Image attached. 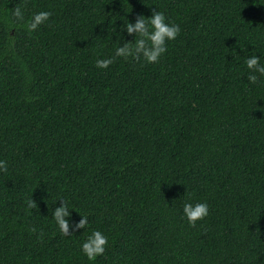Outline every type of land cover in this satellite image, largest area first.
Instances as JSON below:
<instances>
[{
	"label": "trees",
	"instance_id": "trees-1",
	"mask_svg": "<svg viewBox=\"0 0 264 264\" xmlns=\"http://www.w3.org/2000/svg\"><path fill=\"white\" fill-rule=\"evenodd\" d=\"M16 6L53 15L29 34ZM153 8L181 28L160 62L97 68L122 43L112 26ZM251 55L264 63V0H0V264H264ZM58 199L85 230L60 232ZM185 201L207 217L190 225ZM92 230L108 237L94 261Z\"/></svg>",
	"mask_w": 264,
	"mask_h": 264
},
{
	"label": "clouds",
	"instance_id": "clouds-1",
	"mask_svg": "<svg viewBox=\"0 0 264 264\" xmlns=\"http://www.w3.org/2000/svg\"><path fill=\"white\" fill-rule=\"evenodd\" d=\"M26 2L27 0H23L25 7ZM127 14L119 32L112 26L116 39L119 37L122 43L114 48L113 55L107 58H98L95 61L97 68L107 69L116 58L132 59L146 64H157L168 52L169 43L175 41L181 32L180 25L168 21L165 13L158 11L156 8H153L150 16L137 15L134 23L127 19ZM11 15L16 22L21 23L26 32L31 34L36 32L40 26L45 25L53 13L47 10L33 12L30 19L26 20L23 8L16 6L11 9ZM125 32L128 36H133L132 41L125 39L124 35H122ZM244 63L248 70V81L252 84L262 82V78H264V63H261L260 56L251 55L244 60ZM5 169L6 161L0 160V171ZM58 201L60 204L52 209L51 217L63 235L70 236L72 235L71 233L81 229L85 230L88 227L89 220L87 215H79V221L70 224L69 220L73 211L71 206L64 199H58L55 205ZM28 206L30 208L35 207V201H29ZM182 210L184 217L192 226L207 217L209 212L206 202L193 203L185 201ZM107 244L108 237L103 232L92 230L91 234L81 243L80 248L88 260L94 261L97 257L103 255Z\"/></svg>",
	"mask_w": 264,
	"mask_h": 264
}]
</instances>
